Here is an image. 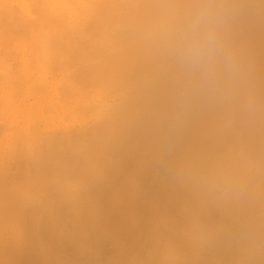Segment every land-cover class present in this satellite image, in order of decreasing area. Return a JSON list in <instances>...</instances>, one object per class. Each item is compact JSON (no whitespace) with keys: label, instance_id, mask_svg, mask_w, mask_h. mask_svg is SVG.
<instances>
[{"label":"bare ground","instance_id":"1","mask_svg":"<svg viewBox=\"0 0 264 264\" xmlns=\"http://www.w3.org/2000/svg\"><path fill=\"white\" fill-rule=\"evenodd\" d=\"M227 2L226 0H0V6L2 4L5 6L0 10V16L2 14L0 19L3 23L6 21L7 24L6 26L0 24V27L1 25L6 29L9 27L11 34L18 36L17 31L13 33L14 28V31H11L10 25L12 24L9 22V25L7 20H14L12 23L17 22L12 26H17L18 29L23 23L22 20V23L20 21L18 23V17L13 15L10 17L11 10L14 14H22L20 17L25 20L26 24H23L27 25L25 27H28L27 23L30 24L35 20L50 22V24L52 22V27L44 23L45 28H51L45 31H41L43 29V26H40L41 23L39 25L41 30L37 25L39 32H36V28V30L32 29L34 27H31L32 23L30 24L31 29L43 37L45 43L42 42L41 46L43 48L46 44V51L43 49L47 53L50 50H47L49 47L46 41L48 40L56 39L58 42L59 39L60 44L62 40L64 44L69 41V36L76 35L79 39L86 36L85 29L88 28V32L89 29L94 30L101 41L98 39L97 45L92 46L93 48L87 47L90 51L87 55L84 53L83 57L93 63L78 72H69L73 73L69 76L71 78L69 81H67L69 78L64 76L67 82L63 80L65 82H63L65 84L63 91L73 94L74 97L80 96L82 92H77V87L83 82L86 88L92 87V89L104 91L103 96L101 91H99L100 94L95 93L96 97L101 95L97 98L103 99L104 95H109L112 100L111 103L105 104L107 109L105 117L97 123L93 121L94 124L86 129L79 126L80 128L75 127L72 130V127L65 131L64 127L60 134H57L58 130L55 133L56 136L52 135L54 137L50 136L51 133H47L48 137L43 138V141L39 138L45 147L40 143L42 151L38 154V160L31 163H36L33 166L37 165L38 171L42 169L41 179L47 175L44 178L48 180L51 177L48 180L49 183L51 179L54 180L53 185L50 183L51 188L50 186L45 187L47 191L52 189L53 195L51 198L49 194H46L47 191L46 193L42 191L45 195L41 192L44 198L46 195L47 199L51 198L44 199L47 200L44 201L48 205L47 207L45 205L47 209L40 204L43 201L38 202V205L44 207H41L42 210H46L45 214L39 209L40 205H31L32 202H30V207L35 208L36 206L42 213L39 217L35 215L36 213L34 214L36 218L42 217V220L38 222L34 217L30 218L33 215L27 214L29 209H26L25 203L23 211L27 210L26 213L21 207L25 199L30 201L32 188L28 187L25 192L18 191L9 194L12 199L20 202L21 205L17 203L16 205L22 212L21 214H25L23 220L26 214L32 220L29 223L26 222L28 219L21 220V224L22 221L23 224L28 223V225L24 224L27 226H25L27 230L23 229L25 233H21L20 230L21 234H25L22 235L23 239L27 236V242H21L26 243L28 248L26 252L22 246L26 253L24 252L25 257H22L23 262L20 263L23 250H20V254H18L19 251L14 250L17 252V254L15 252L11 254L14 264H79L78 260L74 259L76 255L72 256L74 260L68 256L64 257L63 254L68 250L66 247H70L73 254L76 253L78 256L85 254L92 258L95 254L97 255L98 251H101V243L105 238L113 242L112 244L110 241L111 245H114V251L110 252L112 256H109V260L107 258L104 264H204L210 259L209 257L211 260L216 257L215 259L219 261L223 256L226 261H231L227 264H264V51L260 52L262 55L259 58H253L256 44L260 39L264 40V26H260L264 24V18H257L261 16L257 11L258 5L252 9V12L244 11L242 8V11L234 17L231 7L236 6V3L227 4ZM238 3L243 7V2ZM246 4L249 8L254 7L252 0H246ZM205 7H211L220 13L214 22L217 48L206 61L191 63L184 56L188 43V27L192 22V14L197 9ZM5 10L7 12L10 10V12L6 13ZM3 12L9 14L7 16L10 20L3 19ZM33 12L37 16L32 15ZM24 28L22 27L23 30ZM27 34L26 31V37L19 35L22 40H27ZM36 34V37H40ZM31 37H34V34L31 33ZM56 40L53 42L56 43ZM93 40L96 39L92 38L90 42ZM86 42L90 43L88 40ZM262 43L259 42L260 45ZM99 44L100 47H98ZM4 46L2 45L3 48ZM80 49H75L78 55L76 54V57L74 55L73 58V63L81 62L75 65L78 69H80L79 66L82 67L83 62L85 64L87 61L81 58V50L84 49ZM58 50L54 53L51 50L52 54L49 55L53 58L48 59L47 57L46 60L40 47L35 50L44 56L43 64H48L47 60L51 61L47 70L46 67H44L45 71H40L43 70L41 67H39L40 70L37 68L43 76L44 74L52 75L54 71L56 74V70L62 69V58H67V56L61 52V49ZM38 56L37 58L42 57L39 54ZM35 60L37 64L41 63L39 59L35 58ZM43 64L39 66H45ZM70 69L67 72L73 70ZM65 75H67L66 72ZM29 76L31 79L32 74ZM61 77H63V72ZM46 81L51 82L52 80L46 79ZM61 81L59 80L60 83ZM56 82L57 86L51 85L53 86L51 89H54L52 92H55L56 87L57 89L61 87H58L60 83ZM46 87L44 89H47ZM27 88L30 89V86ZM238 89L242 93L237 95L236 99L233 97L234 101L229 102L231 103L229 108L238 104H243V107L247 106L241 109L240 106H235L239 110L233 108L234 112L232 110L228 112L229 109H226L228 113H225V110L222 113L223 109L229 105H226L228 102L224 105L221 101L223 98L220 97L227 92L231 95V92L235 93ZM230 95L228 97L231 99ZM72 96L70 97L74 99ZM77 97L76 99L79 98ZM82 97L84 101L90 102L86 103L90 105L88 108L93 109L96 103L93 106L90 97ZM228 97L225 99H229ZM23 98L19 100L24 101ZM50 99L53 100L51 97ZM80 99L81 97L79 101H75L76 106L78 102L83 101ZM241 99L247 102L241 104L245 102L240 101ZM92 100L95 101V99ZM207 102L210 105L215 104H212L211 109L204 108ZM59 104L60 107L62 106L60 111H64V106L67 104ZM83 104L84 107L88 106H85V102ZM54 107L57 108L59 105ZM95 108L91 110L93 113L96 112ZM51 111L54 109L51 108ZM193 115L197 116L194 120L187 119V117L194 118ZM46 120L45 123H47ZM2 125L1 123L0 128L6 127L5 124L4 127ZM7 128L0 130L7 133V130L13 126ZM18 142L15 140L14 144L22 146V143ZM30 147H27L29 152ZM40 148L37 149L41 150ZM35 155L32 154V157ZM32 159L30 160L29 157L28 161ZM30 165L28 163L31 170L32 165ZM36 174L39 175L38 172ZM28 175L25 174V180L26 176L28 179L35 178L28 177ZM37 178L32 182L30 180V183L36 181V185L41 188L43 183L40 184ZM44 178L43 180H46ZM25 180L19 183L16 180L17 183L13 184L22 186L26 184V182L22 184ZM1 182L2 180L0 184L3 185ZM43 182H45L43 185H49L46 181ZM3 183L5 184L4 181ZM36 185L34 187L38 189ZM0 198L5 200L3 197ZM16 205L15 208L12 205H9L12 208L7 206V209L10 208L7 212L5 211L7 209L4 210L10 218H12L10 214L13 213V209H17ZM17 213L19 215V212ZM17 213L15 212L13 217ZM1 214L0 217L4 215ZM38 214L40 213L37 211ZM3 217L0 219L1 222ZM16 221L20 224V220ZM65 227L68 228L67 233H61ZM12 240L15 242L16 238ZM65 249L67 250L64 251ZM14 255L17 256L18 263L15 262L17 259L13 257ZM10 260L11 258L8 259ZM11 262L8 263L13 264ZM210 262L209 264H212L213 261Z\"/></svg>","mask_w":264,"mask_h":264},{"label":"rangeland","instance_id":"2","mask_svg":"<svg viewBox=\"0 0 264 264\" xmlns=\"http://www.w3.org/2000/svg\"><path fill=\"white\" fill-rule=\"evenodd\" d=\"M2 1V0H1ZM225 1V0H224ZM228 1V2H227ZM230 1H232V0H226V2H227V4L229 3V4H234V3H236V6H232L231 8V12H233L234 13V17L239 13V12H241L242 11V8H244V11H251L252 12V9L253 8H255V7H257V5H258V10H257V8L255 9V10H257V11H259V13L258 14H260L261 16L260 17H257V18H264V15H262V14H264V0H252V3H253V6L254 7H250L249 8V5L250 6H252V4L251 3H249V5L248 4H246V0H243V1H241V0H234V1H232V2H230ZM243 2L244 4H243V7L241 6V4L239 5V3L238 2ZM27 3V2H26ZM28 3H29V1H28ZM13 4V3H12ZM246 5H248V6H246ZM4 5L2 4L1 6H0V10H2L4 7H3ZM260 6V7H259ZM262 6V7H261ZM13 7L14 8H16L17 9V7L13 4ZM246 7V8H245ZM14 8H13V10H14ZM6 9V8H5ZM8 10V9H7ZM6 11V10H5ZM10 12V10L7 12L6 11V13H9ZM5 13V14H6ZM3 14H4V12H3ZM5 14H4V17H3V19H5V20H7V19H9L10 20V18H9V16H7V15H9V14H6V16H5ZM20 14L21 13H16V14H14L13 12H12V10H11V12H10V17H12V15L13 16H15L16 18H17V21H18V23H19V21L21 22V20L23 21V23L22 24H20V27H21V25H22V27L24 28L25 26H27V25H23V24H26L24 21L25 20H23V17H20ZM22 15V14H21ZM32 15H36L37 16V14H35L34 12H33V14ZM1 16H2V14H1ZM0 16V17H1ZM15 17H13V18H15ZM33 17V16H32ZM7 18V19H6ZM12 18V19H13ZM18 19H20V20H18ZM31 19V18H30ZM16 20V19H15ZM14 21V20H13ZM12 20L11 21H8L7 20V23L10 25V23L13 25V24H15L16 25V23L17 22H15V23H12L13 22ZM2 22V23H1ZM10 22V23H9ZM32 23V24H31ZM30 24L32 25H30L29 23H27L28 24V27H25L24 28V30L22 29V27L20 28V29H22V30H20V29H18L17 28V26H12V25H10L11 27H12V29H11V31H14L13 30V28L15 29V31L13 32V33H19L22 37L23 36H25L26 35V31H27V35H28V37H27V40H22V37L17 33V35L18 36H16L15 34H11L12 32H10V30H8V29H10L9 27H7V29H6V27H3V25H1V27H0V37H2V38H0V124L2 123L4 126H6V127H4L3 125H2V127H4L5 129L8 127L9 128V126L10 127H12L13 126V128H9V130H7V133H6V131H3L4 130V128H0V129H3V130H0V178H1V176H3V178H1L0 180H2V184L3 185H1L0 184V188H2V189H0V197H3L5 200H2L1 198V202H0V208H2L3 209V211L5 210V209H7L6 207L7 206H11L12 205V207H14L15 208V205H16V203L19 205L20 204V202L18 201V200H16V199H12L11 198V194H13V193H15V192H18V191H22V192H25L26 190H27V188L28 187H30V188H32V190H31V192L32 193H30V201L28 200V199H25L24 200V202L23 203H21L20 205H21V207H23L22 208V211L24 210V208H25V205H26V209H29L28 210V212H27V214H29L30 216H32V217H30L29 215H27L26 214V217H25V220H23L24 219V217L23 216H25V214L23 215V214H21L22 212L17 208V205H16V208L17 209H13V213H11L10 215L12 216V218H10L9 216H8V214H6L5 213V211L7 212V211H9L8 209H10V208H12V207H8V209L7 210H5L4 212L3 211H1L0 212V214L1 213H5L3 216H1L0 217V219H2V217L4 218L3 219V221L1 222V220H0V222H1V224H0V263H2V264H10V263H8V262H13L14 261V259L12 258V256H11V254L13 253V252H15L14 250L16 249V251H19L18 252V254H20V250H23V252L21 251V254L23 255H20L21 257V259L20 260H22V261H19L18 260V258H17V256L16 255H14L13 257H15V259H17L15 262H17L18 263V261H19V263L20 262H23V258L22 257H25V255H24V252H25V250H24V248L26 249V248H28L27 247V245H25L26 243H24L25 241L27 242V236L26 237H24L25 239H23L22 237L25 235V234H21V233H25V231L23 230V229H25L27 226L26 225H28V223L30 222V218H33L34 217V214L36 215V216H41V211L39 212V209H43L44 207H45V205H46V207L48 206L46 203H44V201L46 202L47 200H49V199H51L52 197H51V195H53L52 193V189H48V191H47V189L45 190V187H49L50 186V183H52V185H53V181L54 180H52L51 179V181H50V183L48 182V180L51 178L50 176V178H48V180H47V178H44V177H46V176H44L43 178L44 179H46V180H43V178L41 179V177L43 176V175H40V172H41V174H42V169L40 168V170L41 171H38V167H37V165L34 167L33 165L34 164H36L35 162H34V164L33 163H31V162H33V161H36L37 162V160H38V157H39V153H40V151H42V145H44L43 147H45V144H43V142L41 143L40 141H43L44 139H45V137L47 136L48 137V134L47 133H51V135L50 136H52V135H54V136H56L57 134H60L62 131H63V128L65 129V131L66 130H70V128H72L73 127V129L72 130H74V128L76 127V128H80V127H83V129L85 128L86 129V127H88L89 125H92V124H94V123H92L93 121L95 122V123H97V122H99V121H101L104 117H105V115H106V113H107V109H106V106H105V104L107 105L108 103H111L112 102V100H111V97L109 96V95H104V97H103V99H99V98H97V97H99V96H101V95H99V96H97L96 97V95H95V93L96 94H100V92L99 91H101V94H102V96H103V92H102V90H98V89H92V87H88V88H86L85 87V85H84V83L83 82H81V84H79L80 82L78 81V84H79V86L77 87V92L78 91H80V92H82V93H80V96L79 95H76V96H78L79 98L81 97V99L80 100H83L84 98L82 97V96H85V97H90V101H91V104H93V106H94V104H95V106H94V108L95 107H97V109H96V112H98V113H96L95 111H94V113L91 111V110H93L94 108L92 107V105H91V107L93 108V109H89L90 107V105H88V104H86V103H90V102H86V101H80V102H78L79 101V98L78 99H76V96L74 97V96H72L73 94H69V93H64V91H63V88H64V86H65V82H67V81H69L71 78L69 77V76H71L73 73H75V71L76 72H78V71H80L82 68H85V67H87L90 63H93L92 61H88L87 59V61L85 60V58L83 59V57L85 56V55H87L88 53H89V51L90 50H88L89 48H87V47H92V46H95V45H97V43H98V39H100V41H101V38H97V33H95V31L94 30H92V29H89L90 31V33H92V34H88L89 32H88V28L87 29H85L84 30V32H85V35L84 34H82V36L84 35L85 37H83V38H79V39H77L78 37H76V35H72V37L71 36H69L68 37V40L69 41H67V42H65L66 44H68V45H66L65 43L63 44V40H62V43L60 44V42H59V39H58V42H57V40L56 39H53L52 41L51 40H48V41H46V43H48L47 44V47H49V48H47V50L48 49H50L49 50V53H47V52H45L46 51V44H44V46L45 47H43L44 49H45V51H44V49L42 48V46H41V43L43 42V37H41L40 36V34L39 33H37L38 34V36H40V37H36L35 36V31L34 30H32V29H37V25L39 26L40 25V23H41V27L43 28L42 30H41V27L39 26L38 27V29L40 28V30L41 31H45V30H47V29H51L50 27H52V22H51V24H50V22H40V21H37V20H35V21H32ZM33 23H36V24H33ZM38 23V24H37ZM44 23H45V25H47V26H50L49 28H45V25H44ZM47 23V24H46ZM0 24H4L5 26L7 25L6 24V21H5V23H3V20H1L0 19ZM18 25V24H17ZM34 25V26H33ZM36 25V26H35ZM34 27V28H32L31 29V27ZM46 26V27H47ZM260 26H264V24H261ZM16 27V28H15ZM6 29V30H5ZM20 30V32L18 31V30ZM35 29V30H36ZM38 29L36 30V32L38 31ZM5 32V34L3 35V33ZM17 31V32H16ZM34 31V32H33ZM92 31H94V32H92ZM25 32V34H23ZM39 32V31H38ZM31 33L32 34H34V37H31ZM94 33H95V35H96V37L94 36ZM8 34H10V35H8ZM36 34V35H37ZM20 36V37H19ZM94 39H96L95 41L93 40V42L92 43H94L95 42V44H92L91 42H90V40H92V38ZM11 37V38H10ZM26 37V36H25ZM24 37V38H25ZM42 38V39H41ZM87 38H89V39H87ZM26 39V38H25ZM82 39H83V41H84V43H85V45H83L84 43H83V41H82ZM11 40V41H10ZM56 40V43H58V44H56L55 42H53V41H55ZM74 40V41H73ZM76 40V41H75ZM86 40H88V42H90V43H87L86 42ZM261 40V39H260ZM259 40V42H264V40H261L260 41ZM1 41H2V43H1ZM30 43H29V42ZM80 41H81V43H83V44H81L80 43ZM9 42H10V44H9ZM49 42H51V44H49ZM78 42V44H76ZM259 42L256 44L257 45V47L255 48V50L253 51V48H252V51H253V58H259L262 54L260 53V52H262V51H264V47H262V46H264V43H262L261 45L259 44ZM6 43H8V44H6ZM19 43V44H18ZM26 43V44H25ZM43 43H45V42H43ZM54 43V44H53ZM4 44H5V46H4ZM18 44V47L16 46ZM71 44V45H70ZM73 44V45H72ZM91 46H90V45ZM2 45L4 46V48L2 47ZM8 45V47H6ZM21 45V46H20ZM43 45V44H42ZM50 45V46H49ZM61 45V46H60ZM64 45V46H63ZM66 45V46H65ZM52 46V47H51ZM14 47V48H13ZM40 47V51L42 52V54H44L46 57H45V60H46V58L48 57V59H51V58H53L52 56H50L49 54H52V51H53V53L54 52H58L59 50L58 49H61V52L65 55V56H67V58L66 57H63L62 58V65H61V67H62V69L61 70H59V71H62L63 72V77H61L62 76V72H59L58 70H56V74H54L55 73V71L53 72V76L51 75H47V74H44V76H45V78H44V76L40 73V72H38V70H40L41 68H43V70H40V71H45V68L44 67H46V70L48 69V67L50 66V60H47L48 61V64H49V66H48V64L46 63V64H43L44 62L43 61H45L44 60V56L41 54V52H37V51H39V50H37V51H35L36 49H38ZM61 47V48H60ZM69 47V48H68ZM76 47V48H75ZM81 49H84V50H81ZM98 47H100V44H99V46ZM260 47V48H259ZM52 48V49H51ZM57 48V49H56ZM87 48V49H86ZM93 48V47H92ZM71 49V50H70ZM75 49H80L81 51H82V56H81V58L83 59V60H85L86 61V63L84 64V62L82 61V59H80V61H82L83 63L81 64L82 65V67L81 66H79V68L80 69H78V67H76L75 65L76 64H80V63H73V58H74V55H75V57L78 55V53H76V51L77 50H75ZM45 52H43V51ZM52 50V51H51ZM70 50V51H69ZM88 51V52H86V51ZM92 50V49H91ZM10 51V52H9ZM17 51V52H16ZM36 53H35V52ZM66 51V52H65ZM95 51H97V50H95ZM252 51H251V54H252ZM259 51V52H258ZM9 52V53H8ZM22 52V53H21ZM25 52H26V54H25ZM68 52H71V53H68ZM7 53V54H6ZM47 53V54H46ZM84 53H85V55H84ZM10 54V55H9ZM22 54H24V55H22ZM30 54V55H29ZM36 54H37V56H36ZM38 54L40 55V57L42 56L43 57V60H42V57L41 58H37V57H39L38 56ZM72 54V55H71ZM77 54V55H76ZM7 55V56H6ZM29 55V56H28ZM48 55V56H47ZM63 55V56H64ZM25 56V57H24ZM73 56V57H72ZM24 58H25V60H24ZM35 58L38 60L39 59V61H41V63H39L38 62V64H37V61L35 60ZM65 58V59H64ZM10 59V60H9ZM64 59V60H63ZM72 59V60H71ZM97 59V58H96ZM95 59V62L97 61V60H99V58L96 60ZM68 60V61H67ZM70 60V61H69ZM27 63H26V62ZM35 63H34V62ZM65 61V62H64ZM72 61V62H71ZM29 62V63H28ZM64 63V64H63ZM71 63H73L72 65H71ZM88 63V64H87ZM33 64V65H32ZM41 64H43V65H45V66H39V65H41ZM84 64V65H83ZM20 65H21V67H20ZM30 65V66H29ZM65 65V66H64ZM67 65H69V66H67ZM86 65V66H85ZM3 66H5V68L3 67ZM24 66V67H23ZM74 66H75V68H74ZM29 69H28V68ZM33 67V68H32ZM39 67H41V68H39ZM67 67H69V68H67ZM70 67H71V69H70ZM37 68H39L38 70H37ZM66 68H67V70H72V71H68L67 72V70H66ZM11 69V70H10ZM27 69V70H26ZM26 70V71H25ZM29 70V71H28ZM34 70H35V72H34ZM66 72V74L67 75H65V72ZM4 71V72H3ZM33 71V73H31ZM38 72V74H37V72ZM58 71V72H57ZM12 72H14V73H12ZM71 72H73L72 74H70ZM8 73H10V74H8ZM23 73V74H22ZM45 73V72H44ZM46 73H48V72H46ZM69 73V74H68ZM6 74V75H5ZM29 74L31 75L32 74V78L30 79L29 77ZM33 74H35L34 76L35 77H33ZM61 74V75H60ZM42 75V76H41ZM59 75V76H58ZM2 76V77H1ZM5 76V77H4ZM14 76H16V77H18L17 79H16V77H14ZM22 76V78H19V77H21ZM29 76V77H28ZM52 77V79L50 78V77ZM64 76H66V78H69V79H67V81H65L66 80V78L64 77ZM7 77V78H6ZM47 77V78H46ZM49 77V78H48ZM54 77V78H53ZM59 77H61V79H62V81H61V79L59 78ZM36 78V79H35ZM57 80H56V79ZM65 78V79H64ZM18 79H19V81H18ZM21 79V80H20ZM41 79V80H40ZM42 79H44V80H42ZM46 79L47 80H52L51 82L50 81H46ZM59 80L61 81V83L59 82ZM65 82H64V81ZM11 81H16V82H12V83H17V84H15L16 86H18L19 85V87H15V85H13L12 83H11ZM23 81V82H22ZM33 81H35V82H33ZM36 81H37V83H36ZM41 81V82H40ZM56 81H58L59 83H60V85H58V87H60V88H58L57 89V87L55 88V92H52V91H54V89H51V88H53V86H51V85H56L57 86V82ZM6 82V83H5ZM21 82V83H20ZM46 82V83H45ZM50 82V83H49ZM57 84H56V83ZM64 82V83H63ZM8 83V84H7ZM42 83L45 85H42ZM10 84V85H9ZM32 84H34V85H32ZM48 84H50V85H48ZM62 84H64V85H62ZM13 85V86H12ZM40 85V86H39ZM43 87H42V86ZM55 85H54V87H55ZM81 85V86H80ZM30 86V89L29 88H27V87H29ZM38 87V88H34V87ZM47 86V87H46ZM23 87V88H22ZM47 88V89H44V88ZM80 87H83V88H80ZM85 87V88H84ZM12 88V89H11ZM17 89V90H16ZM23 89V90H22ZM27 89V90H26ZM28 89H29V91H28ZM37 89V90H36ZM48 89H50L49 90V92H46V91H48ZM79 89H81V90H83V91H81V90H79ZM241 89V88H240ZM240 89H238V90H236V92L235 93H233V92H231V95H230V92H227V93H225V94H223L222 95V97H220V98H223L221 101H222V103L224 104L225 102H228L226 105H229V104H231V103H229L230 101H234V98L235 97H237V95H239V94H241L242 92H239L240 91ZM31 90V91H30ZM61 90V91H60ZM92 90V91H91ZM98 90V91H97ZM24 91V92H23ZM57 91V92H56ZM59 91V92H58ZM86 91H88V92H86ZM91 91V92H90ZM232 91H235V90H232ZM14 92V93H13ZM22 92V93H21ZM27 92V93H26ZM31 92H33V93H31ZM61 92H63V94H61ZM84 92V93H83ZM99 92V93H98ZM55 93H60L59 95L57 94H55ZM78 93V94H79ZM92 93V94H91ZM233 93V94H232ZM5 96H7V97H5ZM23 94V95H22ZM32 94H33V96H32ZM36 94V95H35ZM49 94V95H48ZM65 94H67V95H65ZM91 94V95H90ZM226 94H229L230 95V97H231V99L228 97L229 95H226ZM15 95V96H14ZM27 95V96H26ZM41 95H43V97L41 96ZM45 95V96H44ZM56 95V96H55ZM68 95H69V97H68ZM90 95V96H89ZM225 95V96H224ZM23 96H24V98H23ZM31 96V97H30ZM36 98H35V97ZM67 98H66V97ZM70 96H72V97H74V99L73 98H71ZM91 96H93L92 98H91ZM229 98V99H225V98H227V97ZM4 97V98H3ZM10 97H12L11 99H10ZM19 97V98H18ZM40 97V98H39ZM50 97L51 98H53V100L52 99H50ZM60 97V98H59ZM62 97V98H61ZM20 98H23L22 100H24V101H20L21 99ZM28 98V99H27ZM64 98V99H63ZM68 98H71V99H68ZM83 98V99H82ZM105 98V99H104ZM3 99V100H2ZM9 99L11 100L10 102H9ZM18 99V100H17ZM20 99V100H19ZM33 99V100H32ZM40 99H41V101H40ZM56 99H57V101H56ZM68 99V102L66 101ZM73 99V100H72ZM92 99H95V101L94 100H92ZM236 99V98H235ZM29 102H28V101ZM39 100V101H38ZM55 100V101H54ZM61 102H60V101ZM71 100V101H70ZM76 100H78L77 102V106L80 108V109H78V107L76 106V103H75V101ZM111 100V101H110ZM223 100H226V101H223ZM229 100V101H228ZM242 100H244L245 102H241V104L242 103H246L247 101L245 100V99H241L240 101H242ZM43 101V102H42ZM93 101V102H92ZM238 101V100H237ZM236 101V102H237ZM240 101H238L239 103H240ZM250 101V100H249ZM248 101V102H249ZM24 102V103H23ZM28 102V103H27ZM39 102V103H38ZM41 102V103H40ZM49 102H51V104L53 105V103H56V104H54L53 105V107H51L52 105L51 104H49ZM66 102V103H65ZM72 102V103H71ZM74 102V103H73ZM85 102V106H87V107H84V103ZM108 102V103H107ZM237 102V103H238ZM8 103V104H7ZM23 103V104H22ZM45 103V104H44ZM59 103H61V105H62V103H64V104H67V106H64V111L63 110H61L60 111V109H62V106L60 107V104ZM211 103V102H210ZM221 103V104H222ZM39 106H38V105ZM42 104H43V106H42ZM63 104V105H64ZM69 104H71L70 105V107L72 106H76L75 107V109H74V107H73V110H72V107H71V109H69L70 107L68 106ZM98 104V105H97ZM212 104H215V103H212ZM210 105L208 102H207V104L205 103L204 104V108H210L211 106H213V105ZM224 104V105H225ZM51 105V106H50ZM57 106V105H59V107H54V106ZM82 105V106H81ZM97 105V106H96ZM235 105V104H234ZM233 105V106H234ZM243 105V104H242ZM242 105H240V104H238V105H235V106H240V109L241 108H244V107H246L247 105L246 104H244V105H246V106H242ZM105 106V107H104ZM232 107L231 109L229 108L230 107V105L229 106H227L226 108H224L223 109V111H222V113H224V110H225V113H228V112H230L231 110L233 111V108H235L236 110L238 109L239 110V108H236V107ZM32 107V108H31ZM47 107H48V109H50V111H48V109H47ZM85 109H84V108ZM89 107V108H88ZM3 108H4V110H3ZM43 108V109H42ZM51 108H52V110L54 109V111H51ZM212 108V107H211ZM210 108V109H211ZM17 109V110H16ZM23 109V110H22ZM41 109V110H40ZM44 109L46 110V111H44ZM98 109H99V111H98ZM226 109H229V110H227L226 111ZM234 109V110H235ZM79 112H78V111ZM81 110H83V111H81ZM87 110H88V112H87ZM18 111H19V113H18ZM63 111V112H62ZM73 111V112H72ZM76 111V112H75ZM86 112V114H85V112ZM220 110H218V112H219ZM2 112V113H1ZM5 112V113H4ZM15 113V114H12V113ZM32 112V113H31ZM42 112H43V114H42ZM47 112V113H46ZM234 112V111H233ZM236 112V111H235ZM41 113V114H40ZM52 115H51V114ZM77 113H79V114H77ZM84 113V114H83ZM92 115H91V114ZM217 113V111L215 112V114ZM9 116H8V115ZM32 114V115H31ZM62 114V115H61ZM64 114L66 115V116H64ZM90 114V115H89ZM97 116H96V115ZM212 114H214L213 112H212ZM6 115H7V117H6ZM18 115V116H17ZM68 115V116H67ZM81 115H83L84 116V118H83V116H81ZM39 116V117H38ZM189 116V115H188ZM195 115H193V117H194ZM20 117V118H19ZM51 117V118H50ZM63 117V118H62ZM66 117V118H65ZM70 117V118H69ZM197 116H195L194 118H189V117H187V119L188 120H194L195 118H196ZM198 117H200V116H198ZM3 118V119H2ZM18 118V120H15V119H17ZM38 118V119H37ZM47 121V123H45V120ZM62 118V119H61ZM81 118V119H80ZM7 119V120H6ZM55 119H57V120H55ZM61 120V121H59V120ZM67 119V120H66ZM11 120V121H10ZM20 120V121H19ZM43 120H44V122H43ZM63 121V122H62ZM67 121V122H66ZM69 121V122H68ZM74 121H79L78 123L77 122H74ZM9 122V123H8ZM42 122V123H41ZM52 122V123H51ZM85 122H86V124H85ZM18 123V124H17ZM25 123V124H24ZM28 123V124H27ZM59 123V124H58ZM65 123V124H64ZM69 123V124H68ZM72 123V124H71ZM88 123V124H87ZM43 124V125H42ZM47 124V125H46ZM52 124H54V125H52ZM71 124V125H70ZM81 124V125H80ZM83 124V125H82ZM49 125V126H48ZM64 125V126H63ZM73 125V126H72ZM14 126H15V128H14ZM57 126V127H56ZM80 126V127H79ZM85 126V127H84ZM69 127V128H68ZM7 128V129H8ZM50 128V129H49ZM14 129V130H13ZM58 130H59V132H58ZM4 132V133H2V132ZM16 131H18V133L16 132ZM61 131V132H60ZM41 132V133H40ZM43 132V133H42ZM54 132V133H53ZM58 132V133H57ZM55 133H57L56 135H55ZM14 134V135H13ZM5 135H7V137L5 136ZM13 135V136H12ZM12 136V137H11ZM54 136H52V137H54ZM60 136V135H59ZM13 138H14V141L15 140H17V142L19 141L20 143H22L21 145L22 146H20V145H18L17 144V146H16V143L14 144V141H12L13 140ZM15 138H17V139H15ZM18 138H20V140L18 139ZM37 138H38V141H39V138H42L40 141H39V143H38V141H37ZM44 138V139H43ZM30 141V143H28L29 141ZM37 142H36V141ZM5 141V142H4ZM25 141H27V143H25ZM31 141H33V142H31ZM4 142V143H3ZM18 142V143H19ZM9 143V144H8ZM19 143V144H20ZM37 144L36 146H34V144ZM42 145H41V144ZM6 144H8L7 146H6ZM23 144H24V146H23ZM26 144V145H25ZM39 144L41 145V146H39ZM10 145V146H9ZM30 147V146H34L33 148H31V150H30V152H29V150L27 149V147ZM41 147L40 149L41 150H38L37 148H39V147ZM3 147V148H2ZM15 147L17 148V149H15ZM24 147H25V149H24ZM29 148V149H30ZM7 151H6V150ZM12 149H13V151L15 152H13L12 151ZM15 149V150H14ZM19 149H21V150H19ZM27 149V150H26ZM34 149L36 150V151H34ZM44 149V148H43ZM17 150V151H16ZM33 150V151H32ZM24 151H25V153H24ZM26 151H28V152H26ZM37 151H39V152H37ZM8 152V153H7ZM32 152V153H31ZM23 153V154H22ZM29 153H31L30 154V160L32 159V158H34L35 156H36V158H34V159H32V161H28V159H29V157H28V155H29ZM34 153H36V155L34 154ZM19 154V155H18ZM26 154V155H25ZM32 154L33 155H35V156H33L32 157ZM12 155V157H10ZM25 157H24V156ZM19 156V157H18ZM26 159H24L23 157ZM18 157V160H20V162L16 159ZM28 157V158H27ZM32 157V158H31ZM20 158V159H19ZM21 159H23V160H21ZM36 159V160H35ZM17 163H16V162ZM22 162H25V163H22ZM6 163V164H5ZM28 163L29 164H31L30 166V168H31V170H33V171H35L34 173H30V172H33V171H31L30 169H29V167H28ZM22 164H23V166L25 167H23L22 166ZM7 165V166H6ZM9 165V166H8ZM11 165V166H10ZM18 165H20V167L18 166ZM12 166H13V168H12ZM17 169H16V168ZM24 168V169H23ZM4 169V170H3ZM9 169V170H8ZM10 169H12V170H10ZM2 170V171H1ZM23 170V171H22ZM24 170H25V172H24ZM28 170V171H27ZM29 170H30V172H29ZM37 170V171H36ZM5 172V173H4ZM16 172V173H15ZM30 174H29V173ZM39 173V175H37L36 173ZM21 173V174H20ZM17 174H19V175H17ZM25 174L26 175H28V177H35V178H32V179H28L27 178V176H26V180L24 179L25 178ZM36 174V175H35ZM6 175V176H5ZM10 176V177H9ZM18 176H19V178L21 179L20 181H19V178H18ZM24 176V177H23ZM5 177H6V179H5ZM36 177H38L37 178V181L39 182H41L40 184H45V182H43V181H46V183H49V185H47V186H45V185H41V188H40V186L38 187L36 184H37V182L35 181V182H33V183H30V180H31V182H32V180H36ZM10 178V179H9ZM15 178H18V179H15ZM5 179V180H4ZM8 179V180H7ZM27 179H28V182H26L27 181ZM42 181H41V180ZM17 180V182L19 183V182H21L22 180H25V181H23L22 182V184L24 183V182H26V184H23L22 186H20L19 184L18 185H15V184H13V183H17V182H15ZM3 181L5 182V184L3 183ZM10 181V182H9ZM11 181H14V182H11ZM7 183H8V185H7ZM9 183H12L11 185H9ZM21 184V183H20ZM39 184V183H38ZM39 184V185H40ZM4 185H7V186H4ZM27 185V186H26ZM32 185V186H31ZM34 185H36L37 187H38V189H36V187H34ZM51 185V186H52ZM15 186V187H14ZM17 186V187H16ZM51 186H50V188H51ZM10 187V188H9ZM21 187V188H20ZM15 188V189H14ZM33 188L35 189V190H33ZM40 188V189H39ZM44 188V189H43ZM45 192V191H47L48 193H46L47 195L49 194V196L51 197V198H48L47 199V195H46V198H44L43 196H41V192ZM10 192V193H9ZM42 192V194L43 195H45V193H43ZM40 193V195H38ZM10 194V195H9ZM40 196V198H38ZM48 196V197H49ZM35 198V199H34ZM42 198V199H41ZM31 199H32V201H31ZM38 199V200H37ZM44 199H47V200H44ZM27 200L29 201L28 203H29V207L32 205V204H37L38 205V202L40 203V201L42 202V203H40V204H42V205H44V207L42 206V205H40V207H39V209L36 207V206H34L35 208H33V206L32 207H28V203H27ZM26 201V202H25ZM30 202H32L31 203V205H30ZM6 205H5V204ZM25 203V205H23ZM4 204V205H3ZM38 205V206H39ZM19 207V206H18ZM41 207H43V208H41ZM45 207V209H47ZM37 208V209H36ZM31 209L33 210V211H31ZM34 209H36L37 211H38V213H40V214H38L37 215V211L36 210H34ZM14 210H18V211H15L16 213L17 212H19V215H18V213L16 214V215H14V217H13V214H15V212H14ZM26 211L27 210H25V211H23L24 213H26ZM42 211H44V214H45V211L46 210H42ZM34 212V213H33ZM32 213V214H31ZM43 214V215H44ZM2 215V214H1ZM8 216V217H7ZM7 217V218H6ZM28 217H30V218H28ZM14 218V220L12 221V219ZM10 219V220H9ZM26 219H28L27 221H26ZM34 219H37L38 220V222H40L39 220L41 219L42 220V217H40V218H36V217H34ZM33 219V220H34ZM6 220V221H5ZM16 220H20V224H21V220H23V221H26V222H28V223H26V222H24V224H26L25 226H24V224H23V221H22V224L20 225L19 224V222H17ZM36 220V221H37ZM5 221V222H4ZM32 221V220H31ZM35 221V220H34ZM5 223H7V224H5ZM14 223V224H13ZM18 223V224H17ZM17 224V225H16ZM7 225V226H6ZM24 226V228H23V226ZM5 226V227H4ZM12 228V229H11ZM14 229V230H13ZM66 229H68V228H64V229H62V231H61V233L62 232H64V233H67V231L68 230H66ZM12 230V231H11ZM20 230H21V233H20ZM26 230H27V228H26ZM14 231H16V232H14ZM22 231H24V232H22ZM13 233V234H12ZM12 234V235H11ZM21 234V236H19ZM23 235V236H22ZM26 235H27V231H26ZM14 236V237H13ZM12 238H16V240H14L15 242H13V240H12ZM20 238H22V239H20ZM2 239V240H1ZM6 239V240H5ZM106 239V238H105ZM105 239H103L102 241L104 242H102L101 243V251H98V253H97V255L95 256H93L92 258H91V256H89L88 257V255H86L87 256V258H86V256H85V254L84 255H82V254H80V255H82L81 257H80V255L78 256V254H76L75 252V254H73L72 252V249H71V251H70V247H66L67 249H65L64 251H66V253L65 254H63L64 255V257L65 258H67V256L68 257H71L70 259L72 260L73 259V257H75V255H76V257L74 258V259H76L75 261H77V263H79V264H85V262H86V264H104L106 261H107V258H108V260H109V256H112V254L111 253H113V252H111L112 250L114 251V248H113V246L114 245H111V243L113 244V242L111 241V243H110V241H109V239L107 240L106 239V241H104ZM18 240H20V241H18ZM4 241H6V243L4 242ZM21 241H24V242H21ZM108 241V242H107ZM3 242V243H2ZM20 244V243H22V245H19L18 243ZM11 243V244H10ZM14 245H13V244ZM5 244H7V246L5 245ZM9 244H10V246L12 247L13 246V248L11 249V247L9 246ZM25 245V246H24ZM105 245V246H104ZM15 246H18V247H20V249L17 247H15ZM24 248H23V247ZM111 246V247H110ZM2 247H4L3 248V250H2ZM6 247V248H5ZM23 249H22V248ZM103 247V248H102ZM10 248V249H9ZM18 249V250H17ZM11 250V251H10ZM100 250V249H99ZM69 251V252H68ZM109 251V252H108ZM26 252H27V249H26ZM25 252V253H26ZM111 252V253H110ZM10 253V254H9ZM63 253V252H62ZM104 253V254H103ZM15 254H17V252H15ZM111 254V255H110ZM66 255V256H65ZM71 255V256H70ZM103 255V256H102ZM106 255V256H105ZM11 256V257H10ZM19 256V255H18ZM73 256V257H72ZM85 256V257H84ZM77 257H78V259H77ZM11 258V260L10 261H8V259H10ZM79 258H81L80 260H79ZM84 258V259H83ZM210 258V259H209ZM208 259V261L206 260V262H204V264H209V261H213L212 262V264H215L216 262L219 264H221V262L223 263H225V264H227V262L228 261H226L225 259H224V256L223 257H221V259H220V256H219V261H218V259H215V258H212L213 260H211V257H209ZM218 258V257H217ZM6 259H7V261H6ZM13 259V260H12ZM73 259V260H74ZM93 259V260H92ZM215 259V260H214ZM81 260H83V261H81ZM106 260V261H105ZM80 261V262H79ZM105 261V262H104ZM11 262V263H12ZM210 262V263H211ZM229 262H231V261H229ZM228 262V263H229ZM18 263V264H19ZM216 263V264H217ZM223 263V264H224ZM13 264H14V262H13ZM16 264V263H15ZM22 264V263H21Z\"/></svg>","mask_w":264,"mask_h":264},{"label":"clouds","instance_id":"3","mask_svg":"<svg viewBox=\"0 0 264 264\" xmlns=\"http://www.w3.org/2000/svg\"><path fill=\"white\" fill-rule=\"evenodd\" d=\"M220 13L211 7L197 9L188 27L184 56L191 63L209 59L217 48L214 22Z\"/></svg>","mask_w":264,"mask_h":264}]
</instances>
